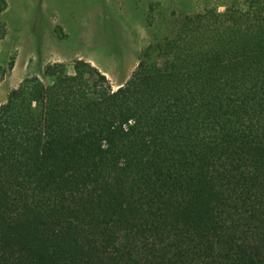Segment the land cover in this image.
<instances>
[{
    "label": "trees",
    "instance_id": "16d2710c",
    "mask_svg": "<svg viewBox=\"0 0 264 264\" xmlns=\"http://www.w3.org/2000/svg\"><path fill=\"white\" fill-rule=\"evenodd\" d=\"M42 75L0 104V264H264V0L183 15L115 89Z\"/></svg>",
    "mask_w": 264,
    "mask_h": 264
},
{
    "label": "rangeland",
    "instance_id": "374dc122",
    "mask_svg": "<svg viewBox=\"0 0 264 264\" xmlns=\"http://www.w3.org/2000/svg\"><path fill=\"white\" fill-rule=\"evenodd\" d=\"M244 0H0V104L42 67L85 59L109 79L123 83L146 44L159 40L183 15L222 12Z\"/></svg>",
    "mask_w": 264,
    "mask_h": 264
}]
</instances>
